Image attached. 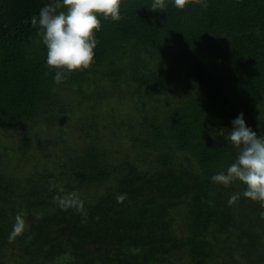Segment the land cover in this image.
<instances>
[{"label":"trees","instance_id":"16d2710c","mask_svg":"<svg viewBox=\"0 0 264 264\" xmlns=\"http://www.w3.org/2000/svg\"><path fill=\"white\" fill-rule=\"evenodd\" d=\"M49 2L0 0V264H264V207L212 181L240 113L264 135V0H122L119 21L98 16L94 63L59 84L31 23ZM114 96L130 110L102 125ZM5 130L38 165L10 171Z\"/></svg>","mask_w":264,"mask_h":264},{"label":"clouds","instance_id":"9594fccd","mask_svg":"<svg viewBox=\"0 0 264 264\" xmlns=\"http://www.w3.org/2000/svg\"><path fill=\"white\" fill-rule=\"evenodd\" d=\"M122 0H50L39 12L33 16V28H39L38 36L47 49V65L57 69L54 82L59 84L67 79L72 71H83L94 63L97 39L95 33L101 29L98 16L105 19L119 21L122 17L120 6ZM189 3H196L207 8L206 0H174V5L183 10ZM166 7V0H153L151 11H162ZM232 129L225 137L238 151L236 160L212 176V181L229 186L235 181L242 182L246 188L243 196L258 201L264 207V135H257L246 125L243 113L232 121ZM51 183V182H50ZM126 194L117 196L122 203ZM240 194H233L229 204L237 202ZM62 206L83 209V201L72 194L66 200H60ZM264 219V212L260 213ZM25 222L20 214L16 216V223L12 237L21 233ZM133 254L139 253V248L131 249Z\"/></svg>","mask_w":264,"mask_h":264},{"label":"rangeland","instance_id":"374dc122","mask_svg":"<svg viewBox=\"0 0 264 264\" xmlns=\"http://www.w3.org/2000/svg\"><path fill=\"white\" fill-rule=\"evenodd\" d=\"M102 105H103L102 112H104V115L99 120L100 124H102V125H106V124L110 125L111 122H113V116H118L120 118L121 115L122 116L125 115L126 112L130 110L128 104L116 96L105 99L104 102L102 103ZM80 107H82V106H80ZM4 134H6V136H11V138H12L11 142H9V145L8 144L6 145V147L9 148L6 151V153L8 155H10V152H13V154H14V155H12L14 157H13V159H11L12 162L10 163V164H12L11 167L9 168V169H11L10 171L16 170L17 173L22 174L27 170L28 167L30 168V166L32 167V166L39 164L35 158H32L31 154H28L27 152L21 150L20 148H18L15 145V142L16 143L18 142L17 141L18 136L14 137L12 135L11 130H7V131L5 130ZM108 137H110V136H108ZM120 140L121 139L118 136H111L110 140L107 141V143L114 144L116 142L117 145L115 147H118ZM71 141L74 142L75 144H78L79 143V134H75V136L73 137V139ZM4 144H3V147H4ZM109 144H108V146H111ZM3 260L4 261L8 260L7 257H5V255H4ZM218 264H219V261H218Z\"/></svg>","mask_w":264,"mask_h":264}]
</instances>
